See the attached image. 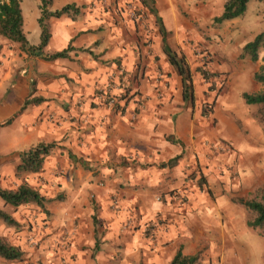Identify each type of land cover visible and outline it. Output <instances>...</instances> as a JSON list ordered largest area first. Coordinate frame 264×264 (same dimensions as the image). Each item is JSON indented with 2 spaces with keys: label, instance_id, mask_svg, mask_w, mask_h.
I'll return each mask as SVG.
<instances>
[{
  "label": "crops",
  "instance_id": "crops-1",
  "mask_svg": "<svg viewBox=\"0 0 264 264\" xmlns=\"http://www.w3.org/2000/svg\"><path fill=\"white\" fill-rule=\"evenodd\" d=\"M32 1L39 25V1ZM185 1L155 0V6L169 46L188 64L181 51H188L191 33L198 32L179 11ZM25 3L30 6L22 0L24 32L38 46L42 31L40 25L29 27ZM219 3L217 10L212 0L189 2L186 8L198 24L212 23L223 12ZM68 5L79 12L51 19L44 49L54 54L71 47L68 58L46 61L14 44L7 70H0V124L8 119L0 128V180L14 175L19 153L55 144L37 175L47 186L37 190L48 200L53 236L70 243L68 264H170L180 248L196 255L217 240L234 238L245 211L232 198L248 193L249 180L258 175L264 156L261 125L245 117L239 125L232 109L222 113L220 106L205 116L196 99L202 82L189 64L194 101L185 100L183 78L163 51L160 24L151 53L143 32L128 18L126 2L54 0L51 9ZM8 43L0 36L4 50ZM119 68L126 70L131 91L120 107L109 108L96 90ZM256 72L247 77L251 92L264 89ZM224 101L229 104L228 97ZM209 139L225 140L233 151H212L205 144ZM230 169L239 179L230 180ZM176 191L188 193L186 204L178 203ZM150 225L155 235L148 237L143 232ZM61 249L53 259L44 257V264H56Z\"/></svg>",
  "mask_w": 264,
  "mask_h": 264
},
{
  "label": "rangeland",
  "instance_id": "rangeland-1",
  "mask_svg": "<svg viewBox=\"0 0 264 264\" xmlns=\"http://www.w3.org/2000/svg\"><path fill=\"white\" fill-rule=\"evenodd\" d=\"M121 1L126 2V12L129 20L143 32L144 44L149 52L153 53L152 34L155 32L159 33L156 16L145 8L139 0ZM206 1L208 2L209 0ZM212 1H214V9L217 10L218 1L220 2V7H222L226 0ZM27 2L30 6L27 8V3H25V14L27 18L29 17V27L33 28V26H36L38 28L39 25L35 16L39 14V9L34 7L32 0H27ZM189 2L190 4L196 2L197 5L201 0L185 1L186 4ZM186 4L184 6L180 3L179 11L198 34L191 33L192 38L188 41V51H181V55L185 52L188 64L199 73L202 82L198 88L200 91H197L198 109L201 112H203L204 108L211 109L213 113L217 106H220L222 113H226L231 108L233 118L237 124L240 125L242 123L241 118L245 117L247 122L255 119L260 126L261 124L255 118L257 107L246 105L242 95L246 92L252 93L249 82L251 79L248 81L247 77L249 73L251 74V71L259 70L264 65L262 60L264 52L261 53L257 62L241 59L240 54L247 43L253 41L256 35L264 31V0H251L243 17L218 26L214 24V21L212 23L198 24V22L194 21V14L190 13L186 8ZM8 44L11 46L6 50H4L3 44L0 45V70H3L5 64L11 61L14 44L20 46L18 43L10 42ZM18 48L20 47H16L15 55L18 53ZM155 62L158 63L157 66L159 68H163L159 57L155 58ZM4 70H7V68H4ZM3 75L0 71V78ZM125 77L126 70L122 68H119L115 74L112 73L108 82L96 90L97 98L104 105H107L102 98L106 97L108 90V96H113L117 100L115 108L120 107V101L127 99L131 91H128ZM163 80L164 78L160 76L156 82L159 88L162 86L160 81L163 82ZM165 85L166 83H163V86ZM225 97L229 98V104H224ZM237 115H239L240 120ZM53 119L54 116H49V120L52 121ZM7 120L5 119L2 123L4 124ZM1 124L0 128H3ZM205 144L215 152L231 153L233 151L232 145L225 140L212 141L209 139L205 141ZM223 144H228L230 148H222ZM259 163L261 166L257 172L258 175L254 174L252 179L249 180L252 183L250 191L245 193L244 196L232 198L233 202L245 211L244 224H239V226L236 224L234 238L226 237L224 241L217 240L215 246L207 247L201 251L207 264H264V235H260L248 227L247 211L238 203V200H247L253 197L259 188H264V156ZM37 175H40V173L26 175L24 178L19 179L14 173L8 178L5 177L3 181L0 180V189H16L26 181L30 186L43 191L47 185H45L42 177ZM239 176L241 174L237 170L230 169V180H233V178L239 179ZM100 185L102 186V184ZM64 193L65 191L59 193L58 197H55L57 199L52 203H58L60 201L59 196H63ZM179 193L183 194V201L178 198ZM225 193L227 196L233 194V192ZM175 195L179 204H186L189 200L188 193L185 191H176ZM2 204L4 205L5 202L0 198V207L11 214L19 223V226H10L0 221V237L9 244L20 247L24 252V256L21 260L16 261H7L0 258V264H44L43 258L49 257L53 259L60 253L58 250L61 246L62 253L56 264L69 263L65 255L69 254L70 243L67 240L63 242L59 240V237H57L59 235L53 236L54 232L51 231L53 223L50 211H44L35 204L22 206L17 209L12 206L6 209V207H2ZM148 228L143 233L148 237L154 236L153 225ZM63 238H66L65 235ZM52 264L55 263L52 262Z\"/></svg>",
  "mask_w": 264,
  "mask_h": 264
},
{
  "label": "trees",
  "instance_id": "trees-1",
  "mask_svg": "<svg viewBox=\"0 0 264 264\" xmlns=\"http://www.w3.org/2000/svg\"><path fill=\"white\" fill-rule=\"evenodd\" d=\"M41 15L39 25L41 27V43L38 46H32L24 32V17L22 10V0H0V36L12 43H18L21 49L33 56L42 57L46 61H55L61 58H68L71 47L67 50L54 54H45L44 49L51 39L50 21L53 18H61L65 15L72 16L77 14L79 9L75 5H68L60 11H52L54 0H38ZM141 4L156 16L160 24L162 33L163 51L167 56L169 63L175 68L183 78L184 98L194 101V88L192 72L186 60L169 46L166 31L162 25L160 17L157 15L155 0H139ZM251 0H226L224 9L220 16L214 18L215 25H222L225 22L243 17L248 9ZM264 52V31L257 35L253 41L247 43L241 50V59H249L257 62L261 53ZM264 62V56L262 58ZM255 81L261 83L264 87V65L260 67L254 75ZM243 100L246 105L257 107L255 118L261 124L264 131V89L260 92L243 93ZM30 103V102H29ZM32 103H41V100H33ZM28 103L26 104V106ZM203 113L209 117L211 109L204 108ZM10 123V122H8ZM55 144H40L29 150L19 153L20 162L15 169V176L19 179L26 175L41 173L45 163L51 154ZM0 198L6 205L17 209L22 206L35 204L47 211V199L37 189L30 186L26 181L16 189H1ZM238 203L247 211L248 227L264 235V188H259L253 197L247 200H238ZM0 221L10 226H19L17 220L8 212L0 207ZM24 252L20 247L13 246L0 237V258L7 261L21 260ZM170 264H207L203 253L196 255H185L180 248Z\"/></svg>",
  "mask_w": 264,
  "mask_h": 264
},
{
  "label": "built area",
  "instance_id": "built-area-1",
  "mask_svg": "<svg viewBox=\"0 0 264 264\" xmlns=\"http://www.w3.org/2000/svg\"><path fill=\"white\" fill-rule=\"evenodd\" d=\"M108 90L106 92V97L104 96L102 99L105 101V103L112 108H115L117 106V100L115 97L113 96H108ZM222 148H230V146L228 144H223ZM178 198L183 201L184 200V196L182 193L178 194Z\"/></svg>",
  "mask_w": 264,
  "mask_h": 264
}]
</instances>
